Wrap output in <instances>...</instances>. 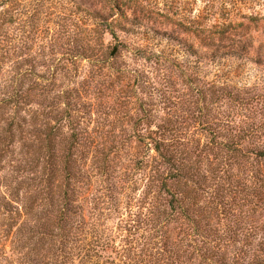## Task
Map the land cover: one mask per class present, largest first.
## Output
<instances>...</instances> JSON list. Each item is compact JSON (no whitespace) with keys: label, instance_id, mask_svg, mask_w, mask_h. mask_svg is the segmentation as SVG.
<instances>
[{"label":"trees","instance_id":"obj_1","mask_svg":"<svg viewBox=\"0 0 264 264\" xmlns=\"http://www.w3.org/2000/svg\"><path fill=\"white\" fill-rule=\"evenodd\" d=\"M132 25H96L100 41L108 34L113 42L107 59L129 49L119 34L131 35ZM34 85L0 98V174L6 163L16 173L0 193V264H264L263 123L158 121L140 102L128 116L134 134L96 136L78 131L79 93L65 92L57 118L44 104L47 86ZM212 87L241 105L264 97ZM29 100L36 108L24 110ZM191 121L208 133L192 149L182 133ZM135 170L146 177L137 196Z\"/></svg>","mask_w":264,"mask_h":264},{"label":"rangeland","instance_id":"obj_2","mask_svg":"<svg viewBox=\"0 0 264 264\" xmlns=\"http://www.w3.org/2000/svg\"><path fill=\"white\" fill-rule=\"evenodd\" d=\"M114 21L134 26L127 27L131 35L119 34L129 49L107 59L105 47L113 42L108 34L100 41L96 25ZM23 72L30 73L24 80ZM36 82L47 86L44 104H52L57 118L66 109L65 92L79 93L87 108H72L82 122L78 131L96 136L134 134L128 116L140 102L158 121L229 118L242 129L264 124V97L241 105L212 87H237L247 100L264 96V0H0V98ZM27 104L24 110L36 108ZM14 110L7 109V118ZM194 123H182L190 149L208 139ZM18 148L15 160L22 159ZM14 166L5 164L0 193L16 177ZM144 176L133 171L136 196Z\"/></svg>","mask_w":264,"mask_h":264}]
</instances>
